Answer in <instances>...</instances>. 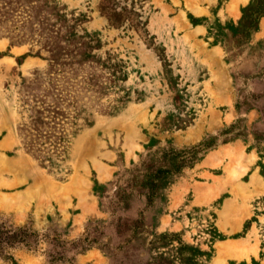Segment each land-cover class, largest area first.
Masks as SVG:
<instances>
[{"label":"rangeland","instance_id":"374dc122","mask_svg":"<svg viewBox=\"0 0 264 264\" xmlns=\"http://www.w3.org/2000/svg\"><path fill=\"white\" fill-rule=\"evenodd\" d=\"M32 1L0 20V227L27 230L0 264H115L139 218L204 250L214 226L207 264H264V0H45L75 106L52 165L19 135L50 63L34 29L20 39Z\"/></svg>","mask_w":264,"mask_h":264},{"label":"trees","instance_id":"16d2710c","mask_svg":"<svg viewBox=\"0 0 264 264\" xmlns=\"http://www.w3.org/2000/svg\"><path fill=\"white\" fill-rule=\"evenodd\" d=\"M41 1L42 4H40L38 9H27L22 12L24 22L22 25L23 34L20 36V39H24L26 34L31 33L33 29L38 33L35 43L50 54L49 70L45 74L47 80L45 86L34 87L31 93L27 90L25 92V101L22 102V107L27 113V121L23 117V121L19 125V135L28 154L43 164L48 163L52 165L54 160L61 157L66 145L65 133L62 124L59 122L66 119L67 112L75 106L71 102V92L69 90L67 92L65 87L69 86L68 83L70 82L67 81L69 79L67 72L65 73V71L61 70L59 64L55 61L57 59V44H60V41H57L55 36L63 32L61 30L62 26L50 24V22L57 23L58 18H50V21L39 16L45 0L32 1L33 6L37 2L38 4L41 3ZM254 1L261 2L263 0ZM51 3L53 5L49 9L55 12L57 10L56 4L53 0H51ZM12 4L16 6V0H8L6 5L1 7L0 10L4 12L1 14L0 20L2 18L5 19L7 16L6 11L12 12V9L9 7ZM248 10H254V7L251 6ZM58 14L56 13V15ZM62 17L64 18L63 14ZM35 20L37 23H35ZM20 42L11 41L10 46ZM161 174H163L162 171L159 176ZM147 185L152 191L157 188V184L154 181H151ZM133 224V242L142 237H144L145 241L143 244L133 247V253L126 250V254L119 260L116 259V253H110L115 264H207L211 258V245L220 239L216 228L210 226V229L207 230L208 232H205L209 236V244H207L209 249L204 250L199 245L185 242L182 234L179 232L166 231L156 234L149 239L143 230L142 218L136 219ZM26 232L27 230L23 228L13 231L0 227V247H2L3 243L14 245L17 239L18 242H25L27 240L25 236ZM84 242L87 246H83L82 251L90 249L92 245L98 243V240L97 238H92L91 240L85 238L79 240L75 245L78 247L79 243ZM99 247L97 246L101 253H104L103 248ZM116 251L120 253L123 251V247H118ZM249 264H258V262L252 260Z\"/></svg>","mask_w":264,"mask_h":264},{"label":"bare ground","instance_id":"6f19581e","mask_svg":"<svg viewBox=\"0 0 264 264\" xmlns=\"http://www.w3.org/2000/svg\"><path fill=\"white\" fill-rule=\"evenodd\" d=\"M236 248V247H235Z\"/></svg>","mask_w":264,"mask_h":264}]
</instances>
